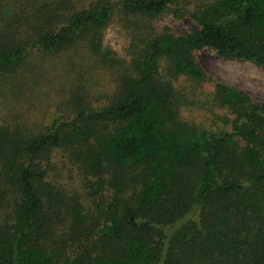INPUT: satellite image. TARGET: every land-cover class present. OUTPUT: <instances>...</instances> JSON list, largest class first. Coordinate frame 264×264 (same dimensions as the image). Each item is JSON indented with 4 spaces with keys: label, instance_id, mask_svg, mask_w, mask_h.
<instances>
[{
    "label": "trees",
    "instance_id": "1",
    "mask_svg": "<svg viewBox=\"0 0 264 264\" xmlns=\"http://www.w3.org/2000/svg\"><path fill=\"white\" fill-rule=\"evenodd\" d=\"M166 14L196 29L157 28ZM115 18L127 59L103 46ZM203 49L264 68V0H0V76L33 52L115 73L97 105L0 124V264H264V102L214 79Z\"/></svg>",
    "mask_w": 264,
    "mask_h": 264
},
{
    "label": "rangeland",
    "instance_id": "2",
    "mask_svg": "<svg viewBox=\"0 0 264 264\" xmlns=\"http://www.w3.org/2000/svg\"><path fill=\"white\" fill-rule=\"evenodd\" d=\"M190 1V0H189ZM206 2L208 0H196ZM157 28L170 27L174 33L182 34L196 29L188 18H173L164 15L155 21ZM129 40L116 18L103 32V46L116 57L127 59ZM199 65L214 79L244 91L255 100L264 102V68L249 62L220 58L211 49L195 52ZM89 65V64H88ZM91 66V65H89ZM35 67V69H31ZM90 73L81 70L79 60L70 53L45 55L33 52L20 76H0V124H21L36 128L48 125L53 118L63 119L70 113L71 100L75 95L83 97L92 105L100 103L96 96L113 90L114 72L94 66ZM22 80V81H20ZM85 103V101L83 102ZM195 111L184 112L186 118L200 120L204 116ZM60 176L58 180L69 191L83 193L80 176L75 166L61 154L56 155ZM87 199V195L85 196Z\"/></svg>",
    "mask_w": 264,
    "mask_h": 264
}]
</instances>
